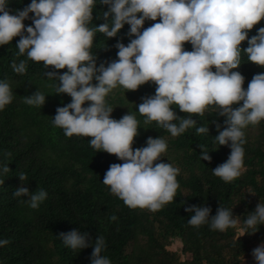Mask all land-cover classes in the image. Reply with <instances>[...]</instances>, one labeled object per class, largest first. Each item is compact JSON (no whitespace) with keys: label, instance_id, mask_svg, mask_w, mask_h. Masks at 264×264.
Instances as JSON below:
<instances>
[{"label":"clouds","instance_id":"obj_1","mask_svg":"<svg viewBox=\"0 0 264 264\" xmlns=\"http://www.w3.org/2000/svg\"><path fill=\"white\" fill-rule=\"evenodd\" d=\"M9 3L0 0V45L19 36L18 54L26 53L32 61L43 62L45 75L59 81L56 93L67 94L71 100L56 108L52 123L66 136L90 137L88 143L93 148L122 161L109 165L103 184L127 206L155 211L172 201L179 186V169L159 159L167 148L165 139L159 136L148 137L145 146L132 147L138 135L136 116L128 112L113 118V108L105 100L117 85L137 90L145 83H154V94L142 97L136 107L145 123L155 121L172 136L196 125L191 115L178 116L172 105L181 112L201 115L214 106L224 117V126L216 125L215 142L228 146L230 152L212 172L225 182L241 175L244 128L264 118V72L254 74L244 88L245 78L235 69L241 65V42L245 40L243 52L248 61L264 67V26L248 35V30L264 19V0H99L107 10L103 11L104 22L95 28L88 25L97 0H30L22 10L12 13ZM26 19L32 23L26 26ZM145 20L155 22L143 27ZM125 23L130 26L128 35L132 38L127 45L117 41V59L97 65L90 51L94 33L116 37ZM184 42H190L191 50L184 48ZM25 64V60L13 62V71L23 73ZM61 69L66 71H58ZM12 99L10 84L0 79V110ZM24 101L44 105L45 95L37 90ZM195 130L209 133V127L203 125ZM200 156L204 161L211 159L208 151H201ZM9 170L8 164H0V174ZM24 176L23 172L19 174L20 181ZM13 195L26 196L22 202L35 209L47 192H30L21 184ZM185 211L192 213L187 222L194 227L207 224L223 232L238 223L233 209L220 205L214 215H210L211 207L206 204L190 205ZM258 225H264L261 202L245 216L239 231L251 229L255 233ZM59 236L73 251L90 246L88 233L75 228ZM7 243V239H0V246ZM91 246L90 264H111L102 255V236H97ZM251 254L256 264H264V241Z\"/></svg>","mask_w":264,"mask_h":264},{"label":"trees","instance_id":"obj_2","mask_svg":"<svg viewBox=\"0 0 264 264\" xmlns=\"http://www.w3.org/2000/svg\"><path fill=\"white\" fill-rule=\"evenodd\" d=\"M9 2L8 10L12 13L22 10L30 0ZM105 10L107 6L97 0L88 26L95 28L103 23ZM154 22L145 20L143 27ZM23 23L27 26L32 21L26 19ZM261 26L264 19L248 30V35L256 34ZM129 27L125 23L112 38L99 31L94 33L90 51L97 65L117 59L115 45L117 41L127 45L132 38L128 35ZM18 39L19 36L0 45V79L8 81L13 93L12 101L0 110V164L6 163L10 169L0 174V239L8 240L0 246V264H90L91 245L97 236L104 238L102 255L111 264H243L252 249L264 241V225H258L255 233L251 229L246 233L239 231L245 216L254 211L258 202L264 203V118L244 128L241 175L225 182L212 172L216 165L226 161L230 152L228 146L215 142L216 125L222 128L224 117L214 106L201 115L181 112L172 105L178 116L191 115L196 120V125L172 136L155 121L145 123L136 107L142 97L154 94V83H145L137 90L117 85L105 100L113 108V118L119 119L128 112L136 116L138 135L132 147L145 146L148 137L159 136L167 143L159 159L179 169V186L172 201L155 211L132 208L103 184L109 165L122 161L114 154L93 148L88 143L90 137L66 136L62 128L52 123L56 108L70 102L71 97L56 93L59 81L45 75L43 62L32 61L26 53L18 54ZM246 47L247 40L241 42V65L235 69L245 78L244 88L254 74L264 72V67L248 61L243 52ZM184 48L191 50L190 42H184ZM20 60L26 62L23 73L12 68V63ZM37 90L45 95L44 105L25 103L24 97ZM200 125L209 127V133H197L195 128ZM201 151H208L211 159L204 161ZM21 172L25 176L20 181ZM21 184L30 192H47L38 208L22 202L26 196L13 195ZM203 204L211 207L210 215L215 214L219 205L233 209L237 225L223 232L207 224L189 225L192 213L185 208ZM113 215L115 220L111 219ZM73 228L88 233L89 247L73 251L63 244L59 234ZM174 239L182 242L181 254L169 250Z\"/></svg>","mask_w":264,"mask_h":264},{"label":"rangeland","instance_id":"obj_3","mask_svg":"<svg viewBox=\"0 0 264 264\" xmlns=\"http://www.w3.org/2000/svg\"><path fill=\"white\" fill-rule=\"evenodd\" d=\"M169 250L171 251H175V252H178L179 254H181V251H182V242L179 240V239H174L169 247ZM252 251L250 252V254L245 257L243 259V264H256L255 260L253 259L252 257ZM182 258H184L182 256Z\"/></svg>","mask_w":264,"mask_h":264}]
</instances>
